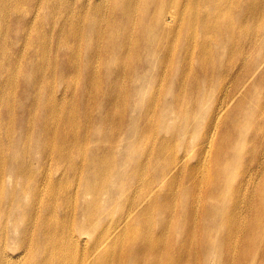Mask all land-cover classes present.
<instances>
[{
  "label": "bare ground",
  "instance_id": "1",
  "mask_svg": "<svg viewBox=\"0 0 264 264\" xmlns=\"http://www.w3.org/2000/svg\"><path fill=\"white\" fill-rule=\"evenodd\" d=\"M257 1L0 0V264H264Z\"/></svg>",
  "mask_w": 264,
  "mask_h": 264
},
{
  "label": "rangeland",
  "instance_id": "2",
  "mask_svg": "<svg viewBox=\"0 0 264 264\" xmlns=\"http://www.w3.org/2000/svg\"><path fill=\"white\" fill-rule=\"evenodd\" d=\"M69 1H75V0H69ZM263 4H264V1L263 0H258L257 1V6H258V14L260 13V12H262V6H263ZM261 22H262V20H261ZM258 24H260V22H259V20H258ZM251 28H252V31H253V28H254V25L253 26H251ZM237 34V33H236ZM235 34V35H236ZM249 34H251V31H250V33ZM209 36V35H208ZM205 37L204 38V40L203 41H206V42H208L209 43V37ZM230 37L232 36V37H234V34H230L229 35ZM236 38V37H235ZM237 39V38H236ZM208 49H209V47L210 46H206ZM214 50V48L212 49V51ZM55 62V58H54V56H52V57H50V62L48 61V63H50V64H52V63H54ZM220 66V65H219ZM118 83V87L116 88V94L117 95H119V96H124L125 95V87H126V85H127V82H124V81H118L117 82ZM130 99V102L131 101H133V100H135L136 99V96L135 97H132V98H129ZM24 100H25V98H24ZM27 103V102H26ZM121 109H119L118 110V115H121L122 114V111H120ZM80 118L81 119H84V118H82V115L80 116ZM120 125H122V126H124V127H121L122 128V132H121V135H120V132H119V130H118V135H119V137L122 139L123 137H124V135H123V133L125 132V130L126 131H129V130H131L132 128L133 129H135L137 126H134V123L133 124H130V123H127V122H122V123H119ZM134 126V127H133ZM98 128H96V130H97ZM95 130V131H96ZM115 130H116V128H115ZM82 144H85V147L87 148V141H84V142H82ZM91 146V145H90ZM49 154H50V152H49ZM48 154V156L47 157H50V159L51 158H54V159H57L58 157H61L62 156V154H63V151H59V152H57V153H54V154H52V155H49ZM29 158H31L30 157V155H29ZM75 159V158H74ZM77 162H78V160H77ZM54 168V167H53ZM60 169H61V171L63 170V166L61 167L60 166ZM12 190V185L11 186H9V191H11ZM234 217H233V215L232 216H230L229 217V219L230 220H232ZM2 221H3V219H2ZM50 225H54V222H51L50 223ZM65 226H69V224H65ZM2 233V230H1V228H0V234ZM4 237H5V235H4ZM4 237H3V239H2V243H3V240H4ZM199 239V237L197 236V237H192L190 240H193V241H196V243H197V240ZM242 239V238H241ZM199 241H200V239H199ZM51 244L52 243H50V246H51ZM198 244V243H197ZM90 245V244H89ZM231 247V246H230ZM236 248H234V247H231L230 248V251H234ZM236 250H239V249H236ZM227 251V250H226ZM192 257H193V259H194V264H203V256H202V251H199L198 249H195L194 251H192ZM217 257V254L214 252V250H210V252L209 253H207V258H216ZM224 257V260H223V262H222V264H233V260H229L225 255L223 256ZM176 260H177V258H176ZM24 261H25V259H24ZM248 264H254L253 263V261H249V262H247Z\"/></svg>",
  "mask_w": 264,
  "mask_h": 264
}]
</instances>
